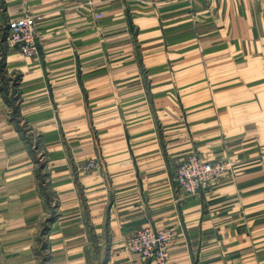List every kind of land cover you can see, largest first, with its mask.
Listing matches in <instances>:
<instances>
[{
	"label": "crops",
	"instance_id": "crops-1",
	"mask_svg": "<svg viewBox=\"0 0 264 264\" xmlns=\"http://www.w3.org/2000/svg\"><path fill=\"white\" fill-rule=\"evenodd\" d=\"M192 153L235 165L184 198ZM171 226L169 264H264V0H0V263L154 264L125 242Z\"/></svg>",
	"mask_w": 264,
	"mask_h": 264
},
{
	"label": "built area",
	"instance_id": "built-area-1",
	"mask_svg": "<svg viewBox=\"0 0 264 264\" xmlns=\"http://www.w3.org/2000/svg\"><path fill=\"white\" fill-rule=\"evenodd\" d=\"M63 5L82 2L86 6H93V0H58ZM101 19L103 14L96 13ZM38 17L26 14L8 23L5 46L7 49L18 50L28 58L39 55ZM235 163L231 160L209 162L200 155L192 153L180 162L174 175V183L178 194L184 198L196 195L206 184L219 178L233 169ZM102 163L97 159L87 160L77 166L79 173H91L101 169ZM179 228L171 226L160 230L146 227L128 238L125 247L128 251L138 255L141 259L154 264H169L172 244L176 241ZM1 264V263H0Z\"/></svg>",
	"mask_w": 264,
	"mask_h": 264
},
{
	"label": "trees",
	"instance_id": "trees-1",
	"mask_svg": "<svg viewBox=\"0 0 264 264\" xmlns=\"http://www.w3.org/2000/svg\"><path fill=\"white\" fill-rule=\"evenodd\" d=\"M53 218L49 220V222H52ZM46 230H48V228H46Z\"/></svg>",
	"mask_w": 264,
	"mask_h": 264
}]
</instances>
